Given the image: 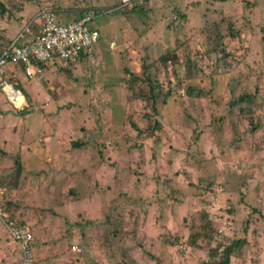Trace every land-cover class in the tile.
<instances>
[{
    "label": "rangeland",
    "instance_id": "obj_1",
    "mask_svg": "<svg viewBox=\"0 0 264 264\" xmlns=\"http://www.w3.org/2000/svg\"><path fill=\"white\" fill-rule=\"evenodd\" d=\"M55 1L7 0L0 15V47L42 5L59 22L107 17L71 62L85 63L14 72L22 109L0 92L1 200L30 227L35 264H214L209 250L241 237L228 264H264V0ZM211 21L220 60L202 47ZM242 92L248 116L228 115ZM5 234L0 264H16Z\"/></svg>",
    "mask_w": 264,
    "mask_h": 264
},
{
    "label": "built area",
    "instance_id": "obj_2",
    "mask_svg": "<svg viewBox=\"0 0 264 264\" xmlns=\"http://www.w3.org/2000/svg\"><path fill=\"white\" fill-rule=\"evenodd\" d=\"M119 4L132 6L140 4L141 0H121ZM117 8H104L111 11ZM100 10L84 12L80 17L59 22L55 10L50 5H43L22 23L16 40L11 41L0 51V92L14 109H22L25 105L24 96L7 80L5 73L13 76L18 70L26 80L41 81L44 78L45 65L52 64L64 66L78 59L82 54H88L92 46L99 40L97 29L89 26L90 21L100 14ZM10 65L11 69L5 71L4 66ZM21 97V100H19ZM3 188L0 187V199ZM0 224L10 240L16 245L19 253L18 264H34L32 242L33 234L30 227L17 221L6 214V209L0 204ZM71 251H79L74 245Z\"/></svg>",
    "mask_w": 264,
    "mask_h": 264
},
{
    "label": "trees",
    "instance_id": "obj_3",
    "mask_svg": "<svg viewBox=\"0 0 264 264\" xmlns=\"http://www.w3.org/2000/svg\"><path fill=\"white\" fill-rule=\"evenodd\" d=\"M6 1L7 0H0V15H3L4 14L3 12L6 11V8H5V2ZM57 1H59V0H57ZM143 1H145V0H143ZM56 3H58V2H56ZM135 4H137V3H133L132 4V6H131L132 9H134V10L137 9V8L139 10H141V9L143 10L144 9V8H142L141 3L139 5H137V6ZM55 7H56L55 9L59 10V9H62L63 6H61L60 4L59 5L55 4ZM60 13L59 12L57 13L55 11V16L59 15ZM30 15L27 16L26 20H28ZM78 15H80V14H78ZM81 15H82V13H81ZM177 16L180 18V20L176 21L175 23L178 22L179 25L178 24H176V25H178L177 26L178 28H181L182 27V20L185 17V15L184 14H178ZM78 17H80V16H78ZM209 23L205 22L204 25L202 26L201 32H200L202 34L205 33L204 37L207 40V42L202 45V47H204V49H206L204 54L214 53L216 58H218L220 60L223 57V54L221 53V49H220V44H221V40L219 39L220 36L218 35L217 32H215V23L213 21H211ZM229 35L231 37H233L231 32H229ZM9 42H11V41H9ZM181 43L182 42H180L178 44L181 45ZM4 46L5 45H2L0 47V51L2 50V48ZM186 60H188L189 64H191V65H192V63H194L193 62L194 60H193V58L191 56L186 55ZM7 66H10V65H7ZM7 66H4L5 71H8V70L11 69V66H10V69L7 70L6 69ZM45 67H46V65H45ZM5 77L7 78V80H10L12 78L10 75H8V72L5 73ZM148 83H149L148 89L149 90H154L152 82L149 81ZM154 84H155V82H154ZM156 87H158V86L156 85ZM187 92L190 93V89H188ZM231 92L232 91H230V93ZM164 95H165V93H164ZM251 99L252 98L250 97V94L249 93H245V92H242L240 94H237V95L229 98V100L227 102L228 115L229 114H231V115L232 114H237L238 117H241L240 115L248 116L247 113L250 110L249 106L251 105V103H250ZM249 122L251 123V119L250 118H249ZM252 127H255V125L252 124ZM72 144L73 145H77L76 142H71V145ZM0 153L1 154H5V152H3L2 150H0ZM15 164H16V162H15ZM15 220H17V219L15 218ZM17 221H19V220H17ZM196 234L197 233L195 232V233L192 234V236H198V234L197 235ZM191 243L192 244L195 243L194 239H191ZM244 243H245V239L243 237L232 239L226 245H223L221 243H216L215 246H213V248H211L209 250L208 254H209L211 259H215L214 264H228L230 256L232 255V253H235L236 250L240 249ZM32 246H33V244H32ZM34 264H35V260H34ZM202 264H207V263L206 262H202Z\"/></svg>",
    "mask_w": 264,
    "mask_h": 264
},
{
    "label": "crops",
    "instance_id": "obj_4",
    "mask_svg": "<svg viewBox=\"0 0 264 264\" xmlns=\"http://www.w3.org/2000/svg\"><path fill=\"white\" fill-rule=\"evenodd\" d=\"M16 2H18V1H16ZM99 8H100V6H98ZM114 7H116V6H114ZM109 8H113L112 6H110ZM9 9V8H8ZM38 8H36V10H37ZM20 10H21V8L20 9H18V12H20ZM35 10V11H36ZM34 11V12H35ZM6 14V13H5ZM4 15V14H3ZM3 15H1V16H3ZM30 15V14H29ZM28 15V16H29ZM8 16V15H7ZM129 17H131V16H129ZM129 17H127V18H129ZM107 18V17H106ZM106 18H104L103 20L105 21V19ZM25 19H27V17L25 18ZM25 19H23V21L25 20ZM103 20L100 22V23H102L103 22ZM23 21H22V23H23ZM93 20H91L90 21V23H89V26L90 27H92V28H95V29H97L98 30V32H99V35H101V32L102 31H100L99 29H98V26H99V24L98 25H90L91 24V22H92ZM22 23H21V25H22ZM103 26V25H102ZM3 31H5V27H3L2 26V29H1V33L3 32ZM100 41V37H99V40L95 43V44H97L98 42ZM93 47V46H92ZM101 46H97V47H95V48H97L96 49V53H100V50L98 49V48H100ZM109 47H111V46H109ZM92 49V48H91ZM94 59H96V60H98V57H92V55L91 56H89V59L87 60V61H89V60H94ZM78 63H80V65L81 64H83V63H85V61H82V62H78ZM77 62H75V64H69L68 66H72V68L73 67H76V65L78 64ZM51 66H55V65H52V64H48V65H46V67H50V69H51ZM53 74L54 73H52V76L49 78V83L48 84H50L51 83V79L53 78ZM55 75V74H54ZM48 78V77H47ZM57 79H58V76H57ZM50 87V86H49ZM48 87V88H49ZM6 100V99H5ZM9 104V103H8ZM10 105V104H9ZM2 107H0V119H3V116H4V113H5V111L6 110H4V109H1ZM0 150H2V149H0ZM3 152H5L4 150H2ZM5 154H7L6 152H5ZM1 198H3L2 196H1ZM1 200V199H0ZM0 204H3V207H5V209H6V212L9 214V209H8V207H10V206H8L7 205V201L6 200H4L3 201V199L1 200V202H0ZM10 215V214H9ZM13 218V217H12ZM15 219V218H14ZM5 232V231H4ZM5 236H6V240H7V242L10 244V246H12V247H10V249H12L13 248V250L14 249H16V251L15 252H12V255H15V256H17L18 257V251H17V248H16V245L10 240V238L8 237V235L7 234H5ZM4 242V240L2 239V238H0V250L3 252V250H4V248H5V250L7 251V252H5L4 253V256L6 257V258H8V260L11 258V253H9L8 252V249L6 248V245H4L5 244V242ZM33 248V247H32ZM3 249V250H2ZM33 250V249H32ZM10 251V250H9ZM35 256H34V252H33V258H34ZM18 259V258H17ZM34 260H35V258H34ZM19 263V259L18 260H16V264H18Z\"/></svg>",
    "mask_w": 264,
    "mask_h": 264
},
{
    "label": "bare ground",
    "instance_id": "obj_5",
    "mask_svg": "<svg viewBox=\"0 0 264 264\" xmlns=\"http://www.w3.org/2000/svg\"><path fill=\"white\" fill-rule=\"evenodd\" d=\"M19 100H21V97H19Z\"/></svg>",
    "mask_w": 264,
    "mask_h": 264
},
{
    "label": "clouds",
    "instance_id": "obj_6",
    "mask_svg": "<svg viewBox=\"0 0 264 264\" xmlns=\"http://www.w3.org/2000/svg\"><path fill=\"white\" fill-rule=\"evenodd\" d=\"M95 10H96V8H95ZM83 14V13H82ZM72 252H74V251H72Z\"/></svg>",
    "mask_w": 264,
    "mask_h": 264
}]
</instances>
